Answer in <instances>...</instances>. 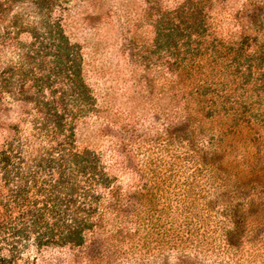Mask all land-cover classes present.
I'll return each instance as SVG.
<instances>
[{"label":"trees","instance_id":"trees-1","mask_svg":"<svg viewBox=\"0 0 264 264\" xmlns=\"http://www.w3.org/2000/svg\"><path fill=\"white\" fill-rule=\"evenodd\" d=\"M198 16L180 8L172 34L184 51L174 67L178 120L164 136L174 153L138 169L146 181L133 192L116 185L101 156L74 146V121L92 108L77 48L58 26L34 38L33 103L62 140L41 181L12 182L2 169L0 264L21 261L29 245L88 247L86 260L99 262L126 241L134 250L151 239L163 261L215 259L217 244L218 264H264V45L220 41Z\"/></svg>","mask_w":264,"mask_h":264},{"label":"rangeland","instance_id":"rangeland-1","mask_svg":"<svg viewBox=\"0 0 264 264\" xmlns=\"http://www.w3.org/2000/svg\"><path fill=\"white\" fill-rule=\"evenodd\" d=\"M180 8L198 11L207 33L220 41L247 38L249 50L264 45V0H0V185L6 166L12 182L43 180L47 156L59 150L62 137L50 132L46 112L33 103L37 56L30 45L56 26L77 48L92 97L90 112L74 121V146L101 156L124 192L145 184L138 169L150 159L169 161L174 147L164 136L178 120L174 67L184 53L172 36ZM50 81L51 90L60 89L57 78ZM160 195L161 208L168 202ZM149 241L134 250L126 241L99 262L86 260L88 247L29 245L16 264H218L217 244L215 259L180 262L174 253L164 261L152 256Z\"/></svg>","mask_w":264,"mask_h":264}]
</instances>
